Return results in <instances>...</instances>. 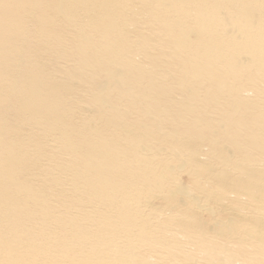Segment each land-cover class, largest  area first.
<instances>
[{"label":"bare ground","instance_id":"obj_1","mask_svg":"<svg viewBox=\"0 0 264 264\" xmlns=\"http://www.w3.org/2000/svg\"><path fill=\"white\" fill-rule=\"evenodd\" d=\"M25 129L53 133L73 212L29 183ZM231 187L264 200V0H0V264H264L150 208Z\"/></svg>","mask_w":264,"mask_h":264},{"label":"rangeland","instance_id":"obj_2","mask_svg":"<svg viewBox=\"0 0 264 264\" xmlns=\"http://www.w3.org/2000/svg\"><path fill=\"white\" fill-rule=\"evenodd\" d=\"M43 68L46 73L55 72L57 74V68H53L52 65H49L47 67L43 66ZM69 109H70L69 111L70 113L71 105ZM11 117L14 118V115H12ZM25 128H27L28 130V126H25ZM24 131H26V129ZM32 132L33 134L26 131V133L30 134L27 137L28 138L30 137V138L29 139L25 138L21 140V142H23V144L26 146L25 151L27 153L26 154L27 159L28 160L34 159L35 156L33 155L32 150L34 149V146L38 144L44 145L46 147V151H45V155L39 159L36 165L34 164L33 166L28 168L29 178H30L29 183L34 185L35 187L40 186V188L45 189L47 190V192H49L48 193L49 203L52 204V206L56 209L59 215L65 214L66 212L71 213L76 209V207L73 208L71 206V202L68 203V199L71 200V195L69 194L67 187L63 185L65 176L59 171V168H58L60 159L63 156L59 154L61 153L60 150L52 142L53 133L48 134V135H40L37 133V130H34ZM24 140H26V143ZM51 146L53 147L51 148ZM184 174L185 173H182L180 175V181L182 185L190 186L193 181L189 178V176L184 175ZM216 185L211 183L209 184V187L210 186L218 187L219 189H222L221 187H219L218 185L216 186ZM229 192H235V193L242 194L240 196L242 199L241 202H232V203L231 202H219L218 203L215 201H209V203L208 202L205 203L201 200L199 205L202 208L199 210L195 206H191V207L185 206L184 207L182 205H177L176 203L169 204L165 202L163 199H160L159 197H157L151 201L150 208L156 211L157 210L162 211L163 218L165 219H167L168 217H171V218H175L177 221H180V223L182 221V223L185 222V224H188L189 226L186 229H184L185 233L192 235L193 237L199 238V236H202L204 239L211 240L217 243L226 244L230 249L233 248V251H229L230 253L229 255H234L235 257H238L241 260H244V262H251V263L256 262V260L253 259L250 253L247 251V248L249 247V245L254 244V242H256L257 239L259 241L264 240V218H263L264 213L263 214L254 213L255 212L254 207L257 205L260 206L261 204L264 205V200H260V199L254 200V198H252V200H254L255 202L252 201L251 199H249L250 201H245L247 196H244V195H247V194L243 192H239V191L236 192V190L233 187L230 188ZM238 205L240 208L238 207ZM168 210H171V211H168ZM229 210H232V211H229ZM242 218L245 220H243ZM259 219L262 220L263 224ZM173 227L178 228V230H181V229L183 230V228L176 223L173 225ZM233 239H235L236 241ZM240 246L241 247L245 246L246 247V248L244 247L245 251H238V248ZM183 247H184L183 250L185 252L192 251L193 249L190 245L189 246L186 245ZM111 255H113V257H118L114 253H111ZM126 256L124 258L118 257V261L116 264H133L130 261H128ZM138 256H139L138 257L139 261H137L138 262L137 264H143L141 260H145V261L150 260V259L148 260V257L144 253H141ZM149 263L151 264H171L174 262L171 259H168V260L157 259L156 255L154 254L153 258L151 257V261ZM181 263H185V262L182 261ZM196 264H207V263H204V256L199 255Z\"/></svg>","mask_w":264,"mask_h":264}]
</instances>
